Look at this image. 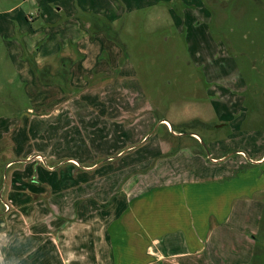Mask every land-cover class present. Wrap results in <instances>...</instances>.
<instances>
[{
    "label": "rangeland",
    "instance_id": "374dc122",
    "mask_svg": "<svg viewBox=\"0 0 264 264\" xmlns=\"http://www.w3.org/2000/svg\"><path fill=\"white\" fill-rule=\"evenodd\" d=\"M90 18L106 20L109 35L92 32ZM1 23L8 264L15 242L32 246L59 217L108 208L123 182L180 148L216 165L219 182L206 188L216 208L195 202V216L217 213V228L178 264H264V0H0Z\"/></svg>",
    "mask_w": 264,
    "mask_h": 264
},
{
    "label": "crops",
    "instance_id": "0c3cea01",
    "mask_svg": "<svg viewBox=\"0 0 264 264\" xmlns=\"http://www.w3.org/2000/svg\"><path fill=\"white\" fill-rule=\"evenodd\" d=\"M38 18L35 14L26 16L32 22ZM19 41L23 47L22 39ZM13 48L18 51L19 47ZM196 156L190 149L180 148L175 154L159 158L147 175L123 182L120 193L103 212H86L63 223L59 217V229L43 228L32 233L39 235L35 238H42L37 244L15 242L9 248V263L178 264V258L201 254L209 234L217 228L218 215L214 212V219L209 214L202 219V214L195 216V202L205 211L207 201H213L216 208L217 196L213 192L207 194L206 188L212 182L217 187L219 181L213 174L219 169H213L216 165H203L204 157ZM193 160L202 168L197 174L190 168ZM88 185L92 187L91 196L97 193L96 180L91 179ZM50 213L51 221H55L56 214ZM210 220H215L214 229L210 228ZM201 222L209 230L206 236H200ZM2 249L0 264H8L4 256L8 250Z\"/></svg>",
    "mask_w": 264,
    "mask_h": 264
},
{
    "label": "trees",
    "instance_id": "16d2710c",
    "mask_svg": "<svg viewBox=\"0 0 264 264\" xmlns=\"http://www.w3.org/2000/svg\"><path fill=\"white\" fill-rule=\"evenodd\" d=\"M100 21H101V25L98 24L99 21L97 19L90 18V22H91L90 23V28H91L92 32H95V33L96 32H104L108 36L109 35V30H110L109 23L106 20H104V19H102ZM66 60L70 61L66 57L61 58V65L62 64H63V66L67 65ZM49 70H50V68L47 65L44 66L41 69H36L35 68V72L37 73V75L39 76L40 79L43 78V77H47L49 75ZM57 76L58 77L60 76L63 80L65 79V81L67 79L66 75H65V72L58 71L57 72ZM50 77L52 78L53 76H50ZM45 81H48V79H46Z\"/></svg>",
    "mask_w": 264,
    "mask_h": 264
},
{
    "label": "water",
    "instance_id": "95a60500",
    "mask_svg": "<svg viewBox=\"0 0 264 264\" xmlns=\"http://www.w3.org/2000/svg\"><path fill=\"white\" fill-rule=\"evenodd\" d=\"M191 135H193V136H194V135H196V134H195V133H191Z\"/></svg>",
    "mask_w": 264,
    "mask_h": 264
}]
</instances>
